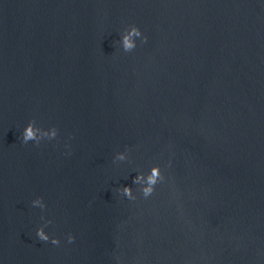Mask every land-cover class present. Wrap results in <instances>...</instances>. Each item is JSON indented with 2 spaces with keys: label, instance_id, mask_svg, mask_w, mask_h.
<instances>
[{
  "label": "water",
  "instance_id": "water-1",
  "mask_svg": "<svg viewBox=\"0 0 264 264\" xmlns=\"http://www.w3.org/2000/svg\"><path fill=\"white\" fill-rule=\"evenodd\" d=\"M0 264H264V0H0Z\"/></svg>",
  "mask_w": 264,
  "mask_h": 264
},
{
  "label": "clouds",
  "instance_id": "clouds-1",
  "mask_svg": "<svg viewBox=\"0 0 264 264\" xmlns=\"http://www.w3.org/2000/svg\"><path fill=\"white\" fill-rule=\"evenodd\" d=\"M142 37L141 43H146L148 41V37L143 34L142 30L137 25H130L128 28L124 30L122 34V39L120 41L122 48L125 52H132L137 47V38ZM59 134V129L56 127H52L51 129H44L38 127L35 119L30 121L26 128L22 133V142L27 144L30 141H34L37 145L44 139L52 140L56 138ZM128 159V152H118L114 157L115 161H125ZM167 167H171V161H169ZM167 180V176L165 175V170L162 169L161 165H154L150 171L145 174L143 172L139 173L133 180L135 185L141 186L139 188L140 194L148 199L153 196L156 192V186L158 184L164 183ZM120 194L131 201H135L137 199V195L135 194L133 188L131 186H123L119 190ZM34 207H39L44 209L47 207L44 202L43 197H39L32 201ZM43 219V217H42ZM52 223V221H46L44 226H41L37 230V237L42 242H49L53 245L59 246L61 241L57 237H51L46 231L45 227L47 224ZM68 243H73L75 241V236L72 234H68L67 237Z\"/></svg>",
  "mask_w": 264,
  "mask_h": 264
}]
</instances>
